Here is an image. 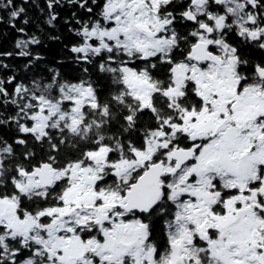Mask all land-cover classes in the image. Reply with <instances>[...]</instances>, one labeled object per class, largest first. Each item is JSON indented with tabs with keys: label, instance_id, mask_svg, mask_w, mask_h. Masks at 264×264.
Here are the masks:
<instances>
[{
	"label": "snow or ice",
	"instance_id": "1",
	"mask_svg": "<svg viewBox=\"0 0 264 264\" xmlns=\"http://www.w3.org/2000/svg\"><path fill=\"white\" fill-rule=\"evenodd\" d=\"M0 35V264H264V0H0Z\"/></svg>",
	"mask_w": 264,
	"mask_h": 264
},
{
	"label": "trees",
	"instance_id": "2",
	"mask_svg": "<svg viewBox=\"0 0 264 264\" xmlns=\"http://www.w3.org/2000/svg\"><path fill=\"white\" fill-rule=\"evenodd\" d=\"M11 46H12V37L11 36L4 37L3 35H0V50L10 49ZM58 47L59 46L55 42H52L50 44L49 49L47 50V55H49V57L53 56Z\"/></svg>",
	"mask_w": 264,
	"mask_h": 264
}]
</instances>
